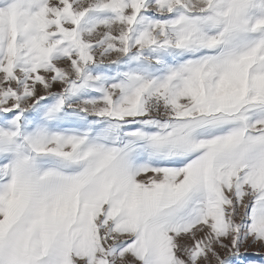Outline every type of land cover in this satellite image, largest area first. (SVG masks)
<instances>
[{
	"label": "snow or ice",
	"instance_id": "6c2138e0",
	"mask_svg": "<svg viewBox=\"0 0 264 264\" xmlns=\"http://www.w3.org/2000/svg\"><path fill=\"white\" fill-rule=\"evenodd\" d=\"M0 264H264V0H0Z\"/></svg>",
	"mask_w": 264,
	"mask_h": 264
},
{
	"label": "rangeland",
	"instance_id": "374dc122",
	"mask_svg": "<svg viewBox=\"0 0 264 264\" xmlns=\"http://www.w3.org/2000/svg\"><path fill=\"white\" fill-rule=\"evenodd\" d=\"M250 251H254V250H250Z\"/></svg>",
	"mask_w": 264,
	"mask_h": 264
}]
</instances>
